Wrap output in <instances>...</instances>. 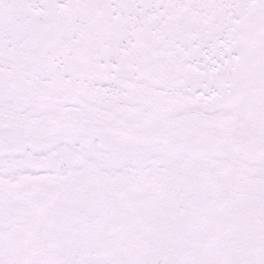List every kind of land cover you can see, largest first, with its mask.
<instances>
[{"label": "snow or ice", "instance_id": "obj_1", "mask_svg": "<svg viewBox=\"0 0 264 264\" xmlns=\"http://www.w3.org/2000/svg\"><path fill=\"white\" fill-rule=\"evenodd\" d=\"M0 264H264V0H0Z\"/></svg>", "mask_w": 264, "mask_h": 264}]
</instances>
